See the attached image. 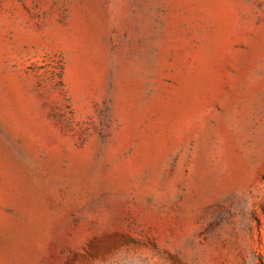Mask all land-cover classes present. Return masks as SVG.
I'll return each mask as SVG.
<instances>
[{
    "label": "rangeland",
    "instance_id": "obj_1",
    "mask_svg": "<svg viewBox=\"0 0 264 264\" xmlns=\"http://www.w3.org/2000/svg\"><path fill=\"white\" fill-rule=\"evenodd\" d=\"M0 264H264V0H0Z\"/></svg>",
    "mask_w": 264,
    "mask_h": 264
}]
</instances>
